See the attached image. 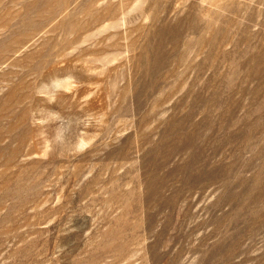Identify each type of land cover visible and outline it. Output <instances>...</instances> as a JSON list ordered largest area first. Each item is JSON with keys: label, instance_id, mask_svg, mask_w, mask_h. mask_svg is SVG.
<instances>
[{"label": "rangeland", "instance_id": "obj_1", "mask_svg": "<svg viewBox=\"0 0 264 264\" xmlns=\"http://www.w3.org/2000/svg\"><path fill=\"white\" fill-rule=\"evenodd\" d=\"M0 264H264V0H0Z\"/></svg>", "mask_w": 264, "mask_h": 264}]
</instances>
